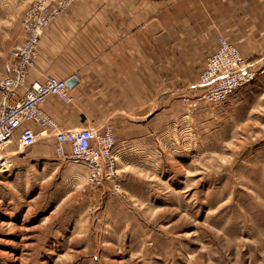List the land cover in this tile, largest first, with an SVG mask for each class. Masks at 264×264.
<instances>
[{
  "label": "rangeland",
  "instance_id": "374dc122",
  "mask_svg": "<svg viewBox=\"0 0 264 264\" xmlns=\"http://www.w3.org/2000/svg\"><path fill=\"white\" fill-rule=\"evenodd\" d=\"M42 1L0 0V78ZM192 97L152 122L145 154H116L118 191L87 186L52 133L27 149L14 138L0 159V264H264V75L220 103Z\"/></svg>",
  "mask_w": 264,
  "mask_h": 264
},
{
  "label": "crops",
  "instance_id": "0c3cea01",
  "mask_svg": "<svg viewBox=\"0 0 264 264\" xmlns=\"http://www.w3.org/2000/svg\"><path fill=\"white\" fill-rule=\"evenodd\" d=\"M219 37L245 58L261 56L264 0H75L44 31L28 82L77 80L73 104L42 105L57 128L115 125L126 135L115 154L141 155L167 104L200 93Z\"/></svg>",
  "mask_w": 264,
  "mask_h": 264
},
{
  "label": "built area",
  "instance_id": "2783aa9c",
  "mask_svg": "<svg viewBox=\"0 0 264 264\" xmlns=\"http://www.w3.org/2000/svg\"><path fill=\"white\" fill-rule=\"evenodd\" d=\"M71 1L43 0L39 6H30L24 14L25 40L10 52L0 78V159L4 148L14 138L20 149H27L35 145L38 137L52 133L56 156L82 164L86 169L87 186L118 191L115 138L111 127L58 129L42 105L51 97L64 104H73L74 96L67 81L49 76L42 82H28L36 66L44 31L66 11ZM263 75L264 55L245 58L238 47L219 37L215 51L198 74L200 93L193 95L192 100L194 103H220ZM74 77L78 78L79 73ZM182 99L186 102L188 98Z\"/></svg>",
  "mask_w": 264,
  "mask_h": 264
},
{
  "label": "water",
  "instance_id": "95a60500",
  "mask_svg": "<svg viewBox=\"0 0 264 264\" xmlns=\"http://www.w3.org/2000/svg\"><path fill=\"white\" fill-rule=\"evenodd\" d=\"M77 83V80H75V79H70V80H68L67 81V86L69 87V88H72L75 84Z\"/></svg>",
  "mask_w": 264,
  "mask_h": 264
},
{
  "label": "bare ground",
  "instance_id": "6f19581e",
  "mask_svg": "<svg viewBox=\"0 0 264 264\" xmlns=\"http://www.w3.org/2000/svg\"><path fill=\"white\" fill-rule=\"evenodd\" d=\"M235 46V45H234Z\"/></svg>",
  "mask_w": 264,
  "mask_h": 264
}]
</instances>
